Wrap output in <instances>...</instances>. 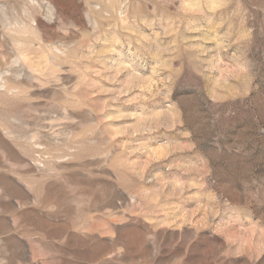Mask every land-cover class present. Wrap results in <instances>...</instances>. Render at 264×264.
<instances>
[{
	"label": "rangeland",
	"instance_id": "1",
	"mask_svg": "<svg viewBox=\"0 0 264 264\" xmlns=\"http://www.w3.org/2000/svg\"><path fill=\"white\" fill-rule=\"evenodd\" d=\"M0 264H264V0H0Z\"/></svg>",
	"mask_w": 264,
	"mask_h": 264
}]
</instances>
